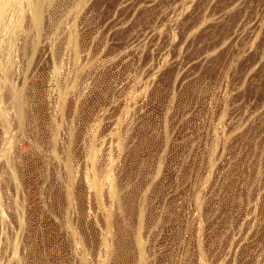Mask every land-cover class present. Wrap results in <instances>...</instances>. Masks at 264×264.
<instances>
[{
	"label": "rangeland",
	"instance_id": "374dc122",
	"mask_svg": "<svg viewBox=\"0 0 264 264\" xmlns=\"http://www.w3.org/2000/svg\"><path fill=\"white\" fill-rule=\"evenodd\" d=\"M8 2L0 264H264V0Z\"/></svg>",
	"mask_w": 264,
	"mask_h": 264
},
{
	"label": "bare ground",
	"instance_id": "6f19581e",
	"mask_svg": "<svg viewBox=\"0 0 264 264\" xmlns=\"http://www.w3.org/2000/svg\"><path fill=\"white\" fill-rule=\"evenodd\" d=\"M9 0H0V18L1 17H3V16H1L2 15V13H4L5 14V12H3V10H4V8H6V7H4L5 6V4L8 2ZM9 3V2H8ZM16 3V2H15ZM10 4H8V6H9ZM6 9H8V8H6ZM3 14V15H4ZM2 19V18H1ZM0 19V20H1ZM0 22H2V21H0ZM9 35V34H8ZM19 105V104H18ZM95 155V153L93 154V156ZM92 158H95V157H92Z\"/></svg>",
	"mask_w": 264,
	"mask_h": 264
}]
</instances>
